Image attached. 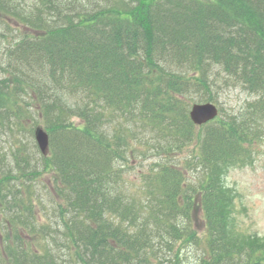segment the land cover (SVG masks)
Wrapping results in <instances>:
<instances>
[{"label":"trees","instance_id":"trees-1","mask_svg":"<svg viewBox=\"0 0 264 264\" xmlns=\"http://www.w3.org/2000/svg\"><path fill=\"white\" fill-rule=\"evenodd\" d=\"M0 43V264H264L220 179L264 141V0H0Z\"/></svg>","mask_w":264,"mask_h":264},{"label":"rangeland","instance_id":"rangeland-1","mask_svg":"<svg viewBox=\"0 0 264 264\" xmlns=\"http://www.w3.org/2000/svg\"><path fill=\"white\" fill-rule=\"evenodd\" d=\"M30 1L31 0H27V2ZM6 22L16 31L19 28L17 23L13 20H10L11 23L8 21ZM212 92L215 94L213 102L219 108H223L224 114H230L237 110L247 95L238 87L233 88L231 86L226 89H224V87L214 88ZM27 125L28 124H25V126ZM24 139L29 140L31 144L35 143L34 135L30 139L28 137H24ZM4 140L5 138H2L0 141V147L6 146L3 142ZM24 148L30 147L25 144ZM193 148L191 144L186 146L184 150H191ZM251 150L253 152V157L250 159L249 163L225 169L221 173L220 179L234 194L232 204L230 205L231 214L228 217V224L231 229L238 234H253L259 244H264V141L254 144ZM188 153V151H184L180 156L184 157ZM147 165H144L143 168ZM52 174L50 168H47L46 171H40L39 174L41 180L49 188L50 182L52 181ZM35 187L36 186H33L31 191ZM42 199L43 203L48 205L52 201V195L50 193H43ZM199 216H201L200 213H198L197 216L195 215V225L198 228V232L201 233L204 222L200 220ZM44 218L48 219V217L45 216Z\"/></svg>","mask_w":264,"mask_h":264},{"label":"water","instance_id":"water-1","mask_svg":"<svg viewBox=\"0 0 264 264\" xmlns=\"http://www.w3.org/2000/svg\"><path fill=\"white\" fill-rule=\"evenodd\" d=\"M217 114L218 107L212 102L194 103L189 111L191 120L197 125L214 119ZM34 135L41 152L46 154L49 145L48 133L42 127L38 126L35 129Z\"/></svg>","mask_w":264,"mask_h":264},{"label":"bare ground","instance_id":"bare-ground-1","mask_svg":"<svg viewBox=\"0 0 264 264\" xmlns=\"http://www.w3.org/2000/svg\"><path fill=\"white\" fill-rule=\"evenodd\" d=\"M59 5H60L61 7H63V9H65V10H69V9H70V4H69L68 2H64V1H62V2L59 3ZM4 42H7V41L4 40ZM0 44H2V43H0ZM0 60L3 61V58H2L1 56H0ZM0 75H1V71H0ZM39 126L42 127L44 130H46L42 125H39ZM54 204L57 205L58 203H57V202H53V205H54ZM51 206H52L51 204H49V206H48V207H50V208H49V211H50L49 214H52V213L55 212L54 210H51ZM60 215H61V214L59 213V214H58V217H59V218H61ZM59 218H58V219H59ZM59 220H60V219H59Z\"/></svg>","mask_w":264,"mask_h":264}]
</instances>
